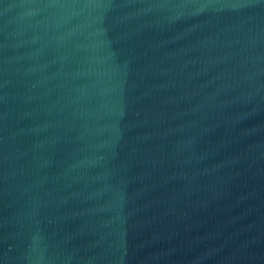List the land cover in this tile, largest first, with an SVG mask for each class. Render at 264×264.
I'll return each instance as SVG.
<instances>
[{
    "label": "water",
    "instance_id": "water-1",
    "mask_svg": "<svg viewBox=\"0 0 264 264\" xmlns=\"http://www.w3.org/2000/svg\"><path fill=\"white\" fill-rule=\"evenodd\" d=\"M0 264H264V0H0Z\"/></svg>",
    "mask_w": 264,
    "mask_h": 264
}]
</instances>
